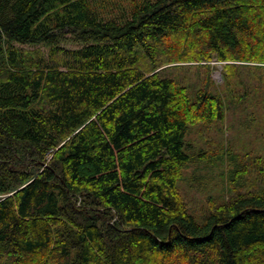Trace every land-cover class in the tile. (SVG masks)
Wrapping results in <instances>:
<instances>
[{
	"label": "trees",
	"instance_id": "trees-1",
	"mask_svg": "<svg viewBox=\"0 0 264 264\" xmlns=\"http://www.w3.org/2000/svg\"><path fill=\"white\" fill-rule=\"evenodd\" d=\"M260 64L264 0H0V264H264Z\"/></svg>",
	"mask_w": 264,
	"mask_h": 264
},
{
	"label": "rangeland",
	"instance_id": "rangeland-1",
	"mask_svg": "<svg viewBox=\"0 0 264 264\" xmlns=\"http://www.w3.org/2000/svg\"><path fill=\"white\" fill-rule=\"evenodd\" d=\"M122 2L120 1V4ZM124 6H126V4H123ZM71 48H74L73 46H70ZM26 48H30V47H26ZM202 65L205 66L207 64H211L214 68L213 73H212V77L215 81V83L217 85H221L223 83V68L226 65V63H221L218 62V60L216 58H214L212 61L210 62H206L203 61L201 63L198 62H191V63H184L181 65H186V66H190V67H196L198 65ZM253 66H257L258 64H250ZM260 66H264L262 64H260ZM228 118L227 121L225 123V127L224 129L226 130V134L223 136V138H221L219 135L216 134V129L214 128L212 131H210L209 133H205V137L207 139V143H203V142H196L197 139L199 138L198 135L194 132L192 134H190L188 136V142H191L192 145L194 146V150H197V152L204 148L205 146H212V142H221L223 141L225 144H227L228 138L230 139V141L232 140L233 136H234V131L229 129L230 128V124L233 122V114L231 112H228ZM252 138L256 139V136L259 134H257L256 130H252ZM260 137V136H259ZM212 143V144H211ZM196 167L195 166H191L190 168L185 170V175L188 178H196V179H202V176L205 175V171H196L195 170ZM206 181L203 182V184H200V186L193 185L190 181L188 183H184L181 186L182 191L184 192V194L187 192V196L189 195L191 197V199L195 202L199 201H203V203L205 202V199L209 196V194L211 193L210 188L212 184H209L208 182V178H207V184L205 183ZM201 183V182H200ZM206 186V187H205ZM80 206V202L78 204ZM195 208L198 209V206L195 205Z\"/></svg>",
	"mask_w": 264,
	"mask_h": 264
}]
</instances>
